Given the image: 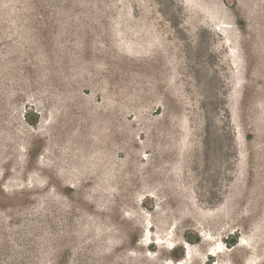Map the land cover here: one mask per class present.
<instances>
[{
  "label": "rangeland",
  "instance_id": "rangeland-1",
  "mask_svg": "<svg viewBox=\"0 0 264 264\" xmlns=\"http://www.w3.org/2000/svg\"><path fill=\"white\" fill-rule=\"evenodd\" d=\"M0 264H264V0H0Z\"/></svg>",
  "mask_w": 264,
  "mask_h": 264
}]
</instances>
